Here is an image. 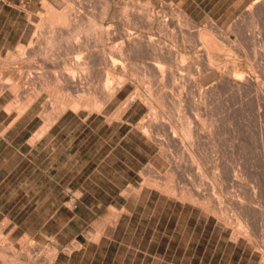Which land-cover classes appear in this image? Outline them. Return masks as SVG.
Returning <instances> with one entry per match:
<instances>
[{
	"label": "rangeland",
	"instance_id": "rangeland-1",
	"mask_svg": "<svg viewBox=\"0 0 264 264\" xmlns=\"http://www.w3.org/2000/svg\"><path fill=\"white\" fill-rule=\"evenodd\" d=\"M120 1L122 3L117 5L118 10L124 3L130 6L133 2ZM142 1L150 2L156 6V10L160 11L161 8L162 12L172 18L177 17L175 10L182 8L194 29H202L210 37L213 34L221 38L218 39L221 50L218 49L216 54L217 63L233 64L236 70H242L254 80L256 73L264 78L261 71H253L248 66V59L249 62L256 60L255 63L258 61V64L262 63L261 66H264V48L261 49L264 47V11L258 18L255 17V21H258L257 24L254 22L256 30L253 29L254 25H251L250 19L244 17L245 8L254 0ZM79 2L81 0H0V76L3 80H11V83L17 82L19 86L17 94L10 89L0 93V250L3 249L5 258L14 255L19 256L17 262L27 261L26 253L32 254L29 244L33 242L40 245V248L35 250L39 252L33 253L36 256L38 254L40 259L52 249L55 254L58 253L54 264H264V150H261L258 144V136L252 135L255 132H250L252 129L256 131L258 125H262L264 131V103H261L263 108H260L263 112L262 120L258 121L255 118L256 107L249 95L241 93L238 94L241 95L239 97L237 93L231 94L229 89L219 87H215L211 93L202 94L200 89L213 83V78L217 80L218 74L212 75L213 78L205 77L204 73L198 74L194 70L195 67L207 68L206 62L203 59L199 62L197 58L204 53L206 47L202 40H194L195 48L190 49L191 41L187 39L192 40L193 34L188 32L183 36V47H186H182L185 56L181 66L182 76L177 80L182 88L180 94V87L177 93L166 79L160 83L144 73V66L150 61L144 57L123 60V70L106 65L102 58L89 60L80 66L81 69L73 68L70 62L73 54L70 48H66L67 42L61 40L60 44L47 47L44 44V38L49 33L46 32L47 28L41 17L46 13V6L57 10L66 5L81 8ZM102 2L103 0H90L91 9L88 16L96 22H99ZM236 21H241L242 26L235 23ZM208 22H212L211 27ZM106 24L107 21L104 26ZM173 25L175 23L171 28L175 27ZM185 27L183 28L186 32L188 29ZM242 27L248 28L245 31L252 29L256 32L257 36L252 31L255 38L253 42H258V45L247 39L251 30L247 33ZM71 28L64 27L62 31L66 35ZM36 31H41V38L33 37ZM240 40L242 49L237 46ZM246 40L250 41L249 44ZM30 41L35 48L43 45L46 48L43 46L45 50L42 47L43 51H39L41 54L37 53L39 58L36 54L22 59L17 45L21 43L26 48ZM260 42L262 43L259 44ZM93 44L92 41L90 45L93 49L89 46V50L99 51L103 48L108 52V44ZM232 45L234 47H231ZM46 53H50L53 58L45 57L48 56ZM241 53L249 54L246 58ZM252 55L256 58L251 57ZM38 59L40 63L35 61ZM42 59L52 60L56 65L44 68ZM35 63L39 70L45 71L48 68L55 71L52 72L54 78L48 74L49 78H52L49 85L55 88L52 93L56 92L59 100L56 96L57 100L50 103V109L47 107L48 103L47 106L45 103L49 100L48 91L40 86L33 89L32 85L25 81ZM71 70L81 78L85 77L81 87L72 86L63 80V76L66 77L67 72ZM161 84L164 91L179 94L182 106L180 111H175L170 101L159 103L152 97L151 113L158 118H165L171 126L179 116V122L189 119L193 138L189 139L190 141L184 139V146L178 139L176 146L173 143L161 145L156 134L160 125H152L147 136L142 133L140 125L137 124L142 118L149 117L146 115L150 107L139 98L135 99L124 113H117L127 97L137 94L147 97L156 92ZM105 86L116 92L114 91L113 97L101 110L97 112L81 107L76 113L67 108L63 114H58V119L55 116V122L51 121L47 126L49 128L46 127L45 133L34 142L35 144L28 142L34 131L45 126L46 108L48 111L53 110L56 108L54 104L60 102V99L77 98L81 95L88 99L100 100ZM34 90L40 91V95L20 115L21 117L16 118L15 111L7 113L4 110L3 105L10 103L15 106L24 102ZM201 101L208 110L206 113L203 112ZM172 113L179 115L176 117ZM236 125H241V128L235 129ZM242 125H246L245 129H242ZM247 125H250L248 127L251 130ZM165 127L168 129L167 125ZM173 127L178 138H181L179 125ZM197 130L201 134L196 137ZM237 132V135L242 136L238 137ZM238 138H241L244 145ZM235 143L241 144V151ZM188 154L195 159L194 163ZM196 169L199 170L198 173ZM233 178L237 180L234 181ZM239 181H242L241 186ZM208 183L214 186L215 195L222 200L220 206L231 208L230 210H234V203L230 201H233L231 194L244 196L242 192L245 188L253 189L252 192L259 188V191L254 193L256 202L250 204L252 210L254 206L256 210L258 207L261 210H251L256 213L249 217L250 220L253 216V219L258 218L257 222L252 220L258 224L254 225L252 221L250 224L254 225V229L259 227L261 230L258 235L255 233L254 242L244 238H240L236 243L229 240L231 226L226 228L213 215L190 201V194L211 193ZM180 190L185 192L184 197L189 200L183 201L177 196ZM226 210L231 213L229 209ZM256 214L261 215L257 217ZM259 229L256 228L255 232ZM98 232L102 233V238L100 237L99 244H96L97 242L92 241V236ZM77 243L79 246L76 247ZM68 253L71 254L69 257Z\"/></svg>",
	"mask_w": 264,
	"mask_h": 264
},
{
	"label": "bare ground",
	"instance_id": "bare-ground-1",
	"mask_svg": "<svg viewBox=\"0 0 264 264\" xmlns=\"http://www.w3.org/2000/svg\"><path fill=\"white\" fill-rule=\"evenodd\" d=\"M121 3L122 2L120 0L119 1H117V0H103L102 7L100 9V14H99V22L92 20L88 16V14H89L88 12L91 9L90 0H85V1L81 0V2H79V5L81 8H74L71 5H66V7H64L60 10H57L56 8H51L49 6H46V13L41 17V20H42L43 24L46 26V28H47L46 32H48L49 35L44 38V41H45L44 44H46V47H47V46H51V45L57 44V43L60 44L61 40L67 42L69 45L67 44L68 47L66 45V48L67 49L70 48L71 49L70 52H71V54H73L71 60L69 59L71 64L73 65V68H76V67L80 68V66L85 65L91 59L102 58L105 61L106 65H109L110 67H112L114 69L123 70L124 69L123 60H128V59L130 60L132 57H133V59H135L134 57L147 58L150 61H147V65L145 64L146 66H144L145 67L144 73L147 74L148 76L152 77V79L159 81L160 83H162V81H164L166 79L168 82L171 83L170 87L173 88V90H176L178 93V88L181 85L179 86L177 80H179L180 77L182 76V73H181L182 67L181 66H182V62L184 61V58H185L184 53L182 51V47L184 45L183 36H184V34L187 35L188 33L193 34L192 35L193 38L191 36L192 40H189V38H188L189 36H187V38H188L187 41H191L190 42L191 45L189 47H190V49L195 48V44L193 43L194 40H202L204 42L205 47H206V48H204V51H203L204 53L201 55H198L197 58H198V61L199 60L201 61L203 59L206 62V67H207L206 69H204L203 67L201 69H200V67L199 68L195 67L196 69L194 68V70H196L198 72V74L204 73L205 77H207V76L212 77V75L218 74V79L215 80V78H213L214 77L213 76L212 77L213 83H211L210 85H208L205 88H201L200 92H202V94L205 95L207 92L211 93L215 87H219V88L229 89L228 91H230L231 94L237 93L236 95H238V94L242 93L246 96L249 95L250 96L249 99L251 100V102L256 107L255 118L258 121H260V119L262 120L261 117H262L264 110L262 109L263 112H261L260 108L261 107L263 108V105L261 106V103H264V78H261L256 73V75H255L256 78L254 80L250 76H247L248 74L245 75V73H243L242 70H241V72L239 70H236L235 69L236 66H234L233 64H229V63L219 64V63H217L218 59H217L216 54H218L217 51H219L218 49H220V43H219L220 41L218 40L220 37H216V35L212 34V36H211L212 38H211L205 32V30L194 29V26L192 25L191 20L187 17V15L183 12V10H181L182 8L181 9L177 8L175 10V11H177V17H175L177 19H175L174 17L172 18L171 16H169V14L162 12L161 8H160V11L156 10V8H155L156 6L152 5L148 1L143 2L142 0H133V2L130 3V6L127 3H124V5L118 10L117 5L121 4ZM263 11H264V0H254L247 5V7L245 8V14L246 15H244V17L247 16V19L248 18L250 19V20L249 19L248 20L251 22V25L252 26L254 25L253 26L254 28L253 27H251V28L255 29L254 22L255 23L258 22V21H255V17H257L258 15H262L261 13ZM238 19H240V18H238ZM241 19H242V17H241ZM83 20H85V21H83ZM105 21H107L108 24H106L104 26ZM209 22H208V26L210 25V27H211L212 22L211 23H209ZM240 22L241 21H238V22L236 21L235 23H237V24L239 23L241 25ZM174 23H175V25H173V26H175V27L171 28V25ZM245 23L248 24V22H246V21H245ZM181 24H184V25L181 26ZM242 24H244V23H242ZM39 26H40V23H39ZM184 26L187 27L188 31H186V32L184 31V28H183ZM232 26H234V25H231V27ZM235 26L238 29V26L237 25H235ZM64 27H72L71 30L66 32V35L62 31ZM247 27L245 29L243 27L242 28L245 31L246 29H248ZM249 27H250V24H249ZM214 28H215V25H214ZM216 29L218 30V28H216ZM229 30H231V29H229ZM250 30H251L250 34H252V35L249 34L250 36L248 35L247 39L250 40L251 43H254V42H256V41L253 42V40L255 39L254 35H256V32L253 31L252 29H250ZM96 31H98L97 32L98 34H96ZM249 31H245V32L249 33ZM252 31L254 32V35H253ZM39 32H41V31H39ZM39 32L36 31L35 34L33 35V37L41 38L40 37L41 33H39ZM217 32L219 33V31H217ZM244 34L247 35L246 33H244ZM259 38H257L258 41H259ZM234 40L236 41V38ZM92 41L94 42V44H97V42L108 44L109 45V48H107L108 52H105V50L102 47H101L102 49L101 50L99 49V51L89 50V46H92V45H90V43ZM235 41H234V43H235ZM262 41L264 42V39H262ZM182 42H183V44H182ZM246 42H247V40H246ZM249 42H247V44H249ZM261 43L262 42H260L259 44H261ZM222 44H223V42H222ZM226 44L227 43H225V45ZM256 44L258 45V42H256ZM235 45H236V43L234 44V46ZM252 45L254 46V44H252ZM234 46L232 45L231 47H234ZM237 46L239 49L243 48V45L241 44V40L238 41ZM247 46H249V45H247ZM42 47L35 48L32 45V42L30 41L26 48L23 44H21V43L18 44L17 50H19L21 52V55H22L21 58L23 59V58H28L31 55L35 56L37 53L39 54L40 53L39 51L42 50L41 49ZM44 47H43V49L45 50L46 47L45 48ZM185 47L186 46H184L183 48H185ZM187 48H188V46H187ZM263 48L264 47H262L261 49H263ZM92 49H93V46H92ZM261 49H260V51H261ZM234 50H237V49H234ZM237 52L239 53V51H237ZM263 52H262V54H264ZM38 54L36 56H38ZM46 54H48V56L46 55L45 57H48V59L53 58L50 53H46ZM248 54L245 55L246 58H247ZM44 55L45 54H43V56ZM49 56H51V57L49 58ZM199 56L201 58H199ZM251 57H253V55ZM38 58H39V56H38ZM253 58H256V57H253ZM30 60H32V59H30ZM69 60H68V63H69ZM252 60H254V59H252ZM26 61H28V60L26 59ZM35 61H38L40 63L39 59L35 60ZM35 61H32V62H35ZM255 61L256 60L249 62V59H248V64H249L248 66H250L251 69H253V71L258 70L259 72L261 71V73L264 74V70H263L264 66L263 67L261 66L262 63L260 65V64H258V61L256 63H255ZM32 62H30V63H32ZM41 62H43L44 66H45L44 68H46V66L48 68L49 67L51 68L52 64L56 65V62H54L52 60H43L42 59ZM33 65H34L33 69L28 73V76L26 74L27 79L25 81H27L30 85H32L33 89L40 86L43 90L46 89L48 91L49 100H48V102H45V103H46V106L48 103L47 107L50 109V107H51L50 103L53 100L55 101L56 96H58V94L56 92H55V94H57V95L52 93V89L54 91L55 88H52L49 85L50 78L52 77V72L54 73L55 71H51V69L49 70L48 68L45 71H43L42 69L39 70L36 63ZM263 65H264V63H263ZM24 66L28 67L29 65L25 64ZM23 68H25V67H23ZM16 70H17V68H16ZM67 73H66L67 74L66 77L63 76L64 81L71 84L72 86L74 85L75 87H81L82 86V84H83L82 81H83V79L85 80V77L81 78L79 75H77L74 72V70H71L70 72H67ZM48 74L49 75L51 74L50 78H49ZM106 74H107V72H106ZM53 75H55V74H53ZM20 77H21V75H20ZM55 77H56V75H55ZM52 78H54V76ZM59 78H61V76ZM108 79L109 78L106 77L107 81H108ZM119 79H121V78L119 77ZM8 81H9V79H8ZM8 81L1 79V76H0V93L3 92L4 90H7V89L8 90L10 89L14 93H16L19 90L18 89L19 86H18L17 82L14 81L15 83H11L12 82L11 80H10L11 82L10 81L8 82ZM56 81H58V78ZM105 83H106V81H105ZM30 85H28V86H30ZM107 86H105V88H106L105 92L103 90V94H102V97L100 98V100L88 99L87 97L81 95V96H78L77 98L68 97V99H65V100L60 99V102L57 101V103H59V104H57V103H56L57 105L54 104V107H56V108L53 107L54 108L53 110L51 109L50 111H48V108H46L47 112L44 111V120H45L44 125L45 126H42V127L38 128L36 131H34L32 133V135L30 136V138L28 139V142L35 144L34 142H37V140H39V138L42 136V134L45 133L46 127L48 125H50L55 120V118H56L55 116H57V119H58V114L62 113L67 108L71 109L73 112H76V113L81 107L86 108V109H90V110H97V112H98V110H101L103 105L107 101H109L113 97V94L116 92L113 89H108ZM116 87H119V86H116ZM162 89H163V85L161 87H158L156 92L154 91V93H152V94L150 93L149 96H147V97L142 95V94H137V95H133V96L131 95V96L127 97L124 100V102L121 104L117 113H120V114L122 112L124 113V111L135 101V99L139 98L144 104H146L147 106L150 107V111H149L148 115H146L149 117L142 118L139 121V123L137 124V125H140L139 128L141 129L142 133L145 136H147V135H149V132L151 131L152 125H160L156 129V134L158 135L157 139L160 140L161 145H165L167 143H173L174 146H176L175 142H176V139H178V142L184 146V141L186 139L189 140V139L193 138V130H192V127L190 126V123H191L190 120L185 119L184 121H182L183 120L182 119L179 122V119L181 118L180 116L179 117L177 116L179 114L175 115L174 113H172L176 117H178L175 120L174 125H173V126L179 125V131L181 132L182 137L178 138L175 128L173 126H171L172 124L168 120H166L165 118H162V117L158 118L157 115L151 113L152 112V108H151L152 106H151V101H150L152 97L155 101H157L159 103L164 102V100H168V102L170 101L171 107L175 111H178L182 106L181 98H180V96H178L180 94L182 88L180 87V89H179L180 91H179L178 95L173 94V91L166 92V90L164 91V89L163 90ZM21 90H22V88H21ZM232 92H234V93H232ZM39 93H40V91H38V90L32 91L30 93V95L28 96L26 101L18 103L15 106L10 105V103L3 105L4 110L7 113H11L12 111H15L17 114V116H16V118H17L29 106H31V104H33V102L40 95ZM238 96L240 97L241 95H238ZM61 98H63V97H61ZM202 98H204V97H202ZM58 100H59V96H58ZM202 101L200 102L201 106H204V102H202ZM45 103H44V105H45ZM202 109H203L204 113H206L208 111L205 106ZM168 111H170V110H168ZM170 113H171V111H170ZM116 115H118V114H116ZM184 118H186V117H184ZM15 120H17V119H15ZM181 121L183 123H181ZM231 122L233 123V121H231ZM165 125H167L168 129H166ZM245 126L246 125H244V126L242 125V129ZM248 126H250V125H247V127ZM254 126H256V125H254ZM234 127H235V125L231 128L234 129ZM238 127L241 128V125H238L235 129H237ZM261 127H262V125H258L256 127L257 128L256 129L257 134H256V131H253V129L251 130L249 127L248 128L251 130L250 132H255V134L251 133L252 135L258 136L257 137V140L259 139L258 144H260L261 150H264V133H263L264 131ZM47 128H49V127H47ZM248 128H247V130H248ZM242 129H240V130H242ZM238 132H240V131H238ZM238 132L236 133V135L238 134ZM195 134H196L195 136L197 137L201 133H200V131L197 130ZM237 136L239 137L242 135H237ZM248 136H250V135H248ZM250 137H252V136H250ZM245 138H247V137H245ZM239 140L242 143L241 138ZM237 142L239 143V141H237ZM235 144L238 145L237 143H235ZM242 144L244 145V143H242ZM258 144H256V145L258 146ZM239 145L241 146V144H239ZM239 145H238V148L240 147ZM240 148H242V147H240ZM240 148H239V150H240ZM260 148H259V151H260ZM184 149H185V147H184ZM185 151L188 152V149H185ZM242 152H244L243 149H242ZM242 154H244V153H242ZM238 157H240V156H238ZM262 157H264V155ZM190 160L193 163L195 161V159L192 157L190 158ZM263 160H262V162H264ZM192 165L194 166V164H192ZM220 165H218V166H220ZM263 167H264V165H263ZM197 168H199V165H197ZM218 168H220V167H218ZM222 169H223V167H222ZM238 169H240V168L238 167ZM198 172H199V170H197L196 173H198ZM230 174H232V173H230ZM230 174L228 175V178L230 177ZM233 176H234V174H233ZM247 177L248 176H246V178ZM240 178H241V174H240ZM235 179L237 180V178H233L234 181H235ZM238 179H239V177H238ZM244 180H245V178H244ZM248 181H249V179L247 180V182ZM241 182L242 181H239V186H241V184H242ZM251 182H253V181H251ZM251 182H249V183H251ZM254 183H256V182L254 181ZM209 187L208 188H209V190H211V193H209L207 191L208 193L206 195L190 194V196L188 198H191L190 201H192L194 204H197L198 206H200L206 212H209V214H211V216L213 215V217H215V219H217L219 221V223H222V225H224L226 228L231 226L232 229L229 227L230 230H232L231 234H229V238H230L229 240L236 243L237 241H239L240 238H244L248 241L254 242L255 233H257V235H258V232L261 230L259 229V227L255 226L257 229H259V230H257V232H255L256 228L254 229V227H253L255 225L254 223L257 222L256 219H258V218L253 219L254 218V216H253L252 219L250 220L249 217H251V215L255 214L257 210H259V212H261V210L259 207L256 210V208H255L256 206H254V210H256V211H255V213L252 212L254 210H252L253 207H251L250 204L253 202H256V201H254V197H255L254 193L257 192V190L259 191V188L257 187L256 188L257 190L255 192L254 191L252 192L253 189L249 190L246 188H245V191H243L244 187L242 186L243 187L242 193L244 194V196L243 195L240 196V195H236V194L230 195L229 193L231 191H228L229 193L227 192V194H229L231 196V198L233 199V201L232 200H230V201L234 203V205H233L234 210H230L231 208H228L226 206L227 207L226 209H229L231 211V213H230L229 211L227 212L225 207L223 208L220 206L222 200L220 199L219 196L215 195L214 186L212 184H209ZM234 188H236V187H234ZM262 189L264 190V188H262ZM236 190H239V189H236ZM200 191H197V192H200ZM263 192L261 191L260 193L262 194ZM256 194L259 195V193H256ZM261 194L259 196H261ZM184 195H185V192L183 190H180L177 193V196L181 200H183V201L189 200V199H186L184 197ZM262 196L264 197V195H262ZM254 205H256V203ZM231 206H232V204H231ZM228 213H230V214H228ZM227 214H228V216H226ZM259 215H261V214H258V215L256 214L257 217ZM263 215H264V213H263ZM227 217L231 218V219H228ZM249 220H250V222H249ZM252 220L253 221L255 220L256 222H253ZM261 220H260V222H261ZM251 221H252V224H254V225L250 224ZM258 222H259V220H258ZM256 224H258V223H256ZM113 226H115V225H113ZM261 227L263 229V226H261ZM101 234H102L101 232H98L97 234H95V236L93 235L92 241L98 242L100 240ZM257 235H256V237H257ZM255 244H256V242H255ZM8 245L10 246V244H8ZM29 245H31V250L33 251V252H31L32 254L34 253L35 250H38L40 248V245L33 244V242H31ZM29 245L27 247H29ZM75 246L77 247V246H79V244L77 243V244H75ZM257 247L259 248V246H257ZM2 250H0V264H39V262H41L43 264H54L57 260V257H58V253L55 254V251L53 249L51 250L50 253H47L42 259L39 258L38 254L36 256L34 254L33 255L30 254V252H27L26 253L27 259H25L27 261L23 260L21 262L20 261L17 262L19 256L17 257V256L13 255V256H9V258L8 257L5 258V255L3 254L4 252ZM66 251L69 252L70 250H66ZM38 252L39 251H37L36 253H38ZM263 254H264V252H263ZM263 257H264V255H263ZM262 263H264V261H262Z\"/></svg>",
	"mask_w": 264,
	"mask_h": 264
},
{
	"label": "crops",
	"instance_id": "crops-1",
	"mask_svg": "<svg viewBox=\"0 0 264 264\" xmlns=\"http://www.w3.org/2000/svg\"><path fill=\"white\" fill-rule=\"evenodd\" d=\"M102 238V237H101ZM101 240V239H100ZM100 240H99V242H100ZM99 242H97L96 244H99ZM95 243V242H94ZM68 255V257L71 255V254H67ZM58 259V258H57ZM56 263V262H55Z\"/></svg>",
	"mask_w": 264,
	"mask_h": 264
}]
</instances>
